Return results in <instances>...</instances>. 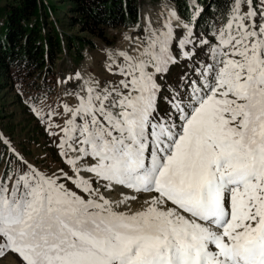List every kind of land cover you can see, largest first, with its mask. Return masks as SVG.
Returning a JSON list of instances; mask_svg holds the SVG:
<instances>
[{
    "label": "snow or ice",
    "instance_id": "obj_1",
    "mask_svg": "<svg viewBox=\"0 0 264 264\" xmlns=\"http://www.w3.org/2000/svg\"><path fill=\"white\" fill-rule=\"evenodd\" d=\"M183 27L178 49L194 43L191 22ZM212 27L211 38L198 39L208 62L195 67L186 92L165 98L163 115L157 77L176 63L170 19L139 57L119 53L122 62L109 68L118 81L86 80L75 105L49 110L68 117L50 135L71 175H49L11 150L23 167L9 161L0 174V257L14 256L12 264H264V0L259 12L254 0H232L224 23ZM32 110L42 118L44 106ZM93 177L129 192L114 202ZM137 194H146L138 210H116Z\"/></svg>",
    "mask_w": 264,
    "mask_h": 264
},
{
    "label": "rangeland",
    "instance_id": "obj_2",
    "mask_svg": "<svg viewBox=\"0 0 264 264\" xmlns=\"http://www.w3.org/2000/svg\"><path fill=\"white\" fill-rule=\"evenodd\" d=\"M43 1L50 9L47 19L53 21V25L61 34L77 33V24H71L67 14L71 4L70 0ZM254 6L259 12L261 10V0H255ZM140 10V22L137 27L117 26L106 28V36L110 39L113 37V40H109V42L98 37H92L93 45L82 48V57L74 68H72L71 61L65 51L57 52L50 65L51 73L46 77L44 84L46 88L48 87V91H45L46 88L39 90L34 86L21 87L22 84L14 85L11 88L0 86V137L3 141H7L5 149L0 152V174H3L9 161H11L10 167L12 169L23 167L11 151L15 149V153L21 155L29 164L42 172L49 175L53 173L60 175L59 170L64 169L71 175L68 166L58 154L59 150L56 147L58 139L50 135L51 131L58 132L59 130L55 125L62 126L64 120L68 117L67 115H52L49 117V110L63 113L65 103L69 106L75 105L78 101L75 93L81 91L79 85L86 80L93 79L101 83L105 80L118 81L121 77L114 75L113 72L109 71V68L114 71L122 62L123 58L119 53L127 52L130 56L139 57V53L144 48L149 35L154 31L164 30L165 22L169 19L174 33L172 52L176 56V63L170 66L166 74L157 77V82L161 86L158 97L160 114L163 115L168 108L166 97H170L174 91L186 92L191 80L196 79L194 69L197 66L195 65H200L199 61L208 62L207 49L200 47L199 38H194V43L186 45L185 49H178V42L186 36V30L183 27L184 21L177 15L172 1L145 0L141 3ZM247 10L248 6L244 4L243 11L246 12ZM172 11L176 13L175 17L170 16ZM257 21L259 22V16ZM212 33L213 29H210L207 34L203 32L201 36L211 38ZM196 45H198L197 50L194 48ZM184 50L194 53L198 51L200 54L185 58L181 54ZM174 67L177 70L173 74L172 69ZM77 73H79V77H77ZM2 80L0 77V82ZM34 103L44 106L42 118L32 110ZM49 122L53 124L51 129L48 128ZM85 175L91 174L85 173ZM62 182L66 183L67 187L73 191L80 192L71 182ZM103 183V181L97 183L95 177H93V187H98L107 198L114 202L121 199V193L129 192V190L120 186L106 189L103 187ZM137 195L138 199L136 201L120 204L116 206V210H138L143 205L146 194ZM14 259L15 257L12 255L0 257V264H12Z\"/></svg>",
    "mask_w": 264,
    "mask_h": 264
},
{
    "label": "trees",
    "instance_id": "obj_3",
    "mask_svg": "<svg viewBox=\"0 0 264 264\" xmlns=\"http://www.w3.org/2000/svg\"><path fill=\"white\" fill-rule=\"evenodd\" d=\"M68 16L77 24V33H63L47 19L50 9L43 0H1L0 2V82L1 87L14 85L45 87L51 73V62L57 52L65 51L74 68L82 57V48L93 45L92 37L106 42L108 27H137L140 22V5L145 0H70ZM154 1V0H150ZM176 12L193 27V37L199 38L225 21L232 0H170ZM49 24V28H48ZM209 38V37H208ZM201 47V46H200ZM197 50L198 45L194 46ZM198 52V51H196ZM196 55L200 54L199 52ZM205 63L199 61L198 63ZM198 66V65H195ZM177 70L172 69L173 74ZM48 88V87H47ZM45 91H48V89ZM0 140L1 137H0ZM5 143H0V152ZM20 163V161H18Z\"/></svg>",
    "mask_w": 264,
    "mask_h": 264
},
{
    "label": "bare ground",
    "instance_id": "obj_4",
    "mask_svg": "<svg viewBox=\"0 0 264 264\" xmlns=\"http://www.w3.org/2000/svg\"><path fill=\"white\" fill-rule=\"evenodd\" d=\"M141 11V10H140Z\"/></svg>",
    "mask_w": 264,
    "mask_h": 264
}]
</instances>
